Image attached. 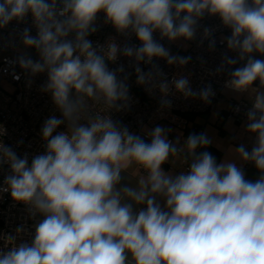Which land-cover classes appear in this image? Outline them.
<instances>
[{
    "label": "clouds",
    "instance_id": "1",
    "mask_svg": "<svg viewBox=\"0 0 264 264\" xmlns=\"http://www.w3.org/2000/svg\"><path fill=\"white\" fill-rule=\"evenodd\" d=\"M100 13L139 46H121L115 38L94 46L89 37L98 31ZM29 15L36 34L22 30L13 65L29 87L46 74L39 91L60 116L44 121V151L31 159L5 144L7 130L0 125V168L9 169L0 197L10 194L37 221L31 242L20 239L23 225L15 235L0 234V264H264V59L255 58L264 56V0H0V29ZM205 17H218L231 30L221 42L237 54L225 55L216 72L244 61L224 87L251 100L246 131L255 142L251 151L244 145L233 151L254 164L255 181L234 160L217 163L210 152L198 151L212 143L206 133L181 142L157 125L146 131V142L113 119L133 102L132 73L109 67L121 56L132 62L136 84L159 95V111L171 108L173 92L211 103L210 85L194 90L190 74L169 81L155 63L182 69L191 60L173 55L155 33L186 48L199 31L200 42L214 51L212 29L200 31ZM20 46L34 49L38 59ZM142 64L151 67L144 71ZM165 164L187 168L165 171Z\"/></svg>",
    "mask_w": 264,
    "mask_h": 264
},
{
    "label": "built area",
    "instance_id": "2",
    "mask_svg": "<svg viewBox=\"0 0 264 264\" xmlns=\"http://www.w3.org/2000/svg\"><path fill=\"white\" fill-rule=\"evenodd\" d=\"M98 31L89 37L95 45H103L110 38H115L117 43L123 46L125 43L139 46V41L135 36L124 37L118 35L110 24L104 23V15L100 13L96 21ZM204 27L212 29L213 37L216 41L214 51H209L208 41L200 42V32L194 41L188 42V46L183 47V42L178 41L169 43L166 39L160 40L159 33L154 34V38L169 48L173 55L190 56L191 60L184 68L169 66L164 60H156L155 63L167 75L168 80L176 74H190L189 79L194 90L210 85L215 91V96L210 104H205L199 99H185L182 95L173 92L169 97L172 101L170 109L163 112L159 111V95H149L142 86L135 82L134 67L129 58L121 56L116 64H110L112 69L124 66L126 73H132L128 80L129 91L132 97L131 109L127 112L113 113V119L119 120L126 125L132 132L140 134L148 141L145 134V126H153L162 121H168L178 126L180 129H186V119L183 114L186 113H205L214 109L217 101L222 99L221 89L225 81L229 79L230 71L237 68L244 61H238L231 68L225 67L224 71L217 73L216 69L221 65L222 58L227 55L235 58L236 53L227 49L225 43L221 42V37L231 35V30L224 27L218 17H205L200 21V31ZM24 28L31 29L32 35L36 34V29L32 24L31 17L21 24L15 21L10 23L6 29H0V125L7 130V135L3 138L5 144L11 146L18 155L29 153L32 155L44 151L43 141L40 136V130L44 121L55 115L60 116L59 111L52 103L51 97L39 91L40 85L46 80V74H41L33 78L31 87L27 85V78L18 66L13 65V61L18 55L14 51L19 43L20 33ZM11 44V46H9ZM33 59H38L34 49L28 53ZM144 71H148L150 65H141ZM19 77L16 79L15 77ZM251 102L232 101L227 112L229 117L236 120L244 119L247 121L246 113L251 108ZM248 122V121H247ZM62 125L57 131H63ZM169 139L171 137L169 136ZM172 140V139H171ZM23 144L18 146V142ZM255 138L250 140L253 145ZM250 162L244 166L246 169ZM171 165L168 169H172ZM187 165L183 170H186ZM243 169L244 173L245 170ZM7 166L0 168V184L8 174ZM40 217H37L39 220ZM36 220L28 218L26 207L23 204L13 202L10 194L5 193L0 197V234L11 233L15 235V229L23 225L24 233L20 239L31 242L34 235L33 225ZM2 246V245H0Z\"/></svg>",
    "mask_w": 264,
    "mask_h": 264
},
{
    "label": "crops",
    "instance_id": "3",
    "mask_svg": "<svg viewBox=\"0 0 264 264\" xmlns=\"http://www.w3.org/2000/svg\"><path fill=\"white\" fill-rule=\"evenodd\" d=\"M255 58L264 59V56L255 54ZM243 64L244 62L241 63L238 67H242ZM254 86L259 87V81H256L254 83ZM221 97L222 99L217 101L214 109L205 115L207 118L205 119L204 124L203 122H197V117L192 115L190 119L193 125L191 127H188L189 121L186 120V129H182L183 132L172 131L173 134L169 133V136L173 137L172 135H174V140L177 137H180L181 142H183V140L186 139L190 133H206L211 139L212 143L207 149H201L198 151L206 150L210 152L216 158L217 163L223 162L226 159L234 160L238 166H241L244 169L246 162H242L241 160H239L233 149L240 145H244L246 150L251 151L253 145L250 144V140L255 138V135L246 131V125L248 123L247 121H245L244 119H232V117H229L227 115V112L232 101L251 102V100L249 99L248 93H244L242 95L237 94L225 89V87H222L221 89ZM169 165L171 164H165L163 166L165 171L179 172L183 170L180 167H176L175 169H168ZM244 170L246 179L255 181L259 177V172L253 163L249 164V166ZM122 183H128V181L125 180L122 181ZM132 185L135 186V181H132ZM161 203L163 202L161 201Z\"/></svg>",
    "mask_w": 264,
    "mask_h": 264
},
{
    "label": "rangeland",
    "instance_id": "4",
    "mask_svg": "<svg viewBox=\"0 0 264 264\" xmlns=\"http://www.w3.org/2000/svg\"><path fill=\"white\" fill-rule=\"evenodd\" d=\"M18 45H19V43H18ZM20 50L21 51H27L28 53H31L32 52V49H27V50H25V49H23L22 48V46H20ZM2 52H0V57L2 56ZM206 114H208V112H205V113H202V114H197V113H186V114H183V117L187 120V121H189V123H188V127H191L192 125H193V123H192V121H191V116L192 115H194V116H196L197 118H196V121L197 122H199V123H202L203 122V124H204V121H205V119L207 118L205 115ZM232 119H234L233 117H232ZM157 125H160V126H164V127H166V128H170V129H172V131H180V132H183V130L182 129H180L178 126H176V125H174V124H171V123H169V122H166V121H162V122H160V123H157V124H155V125H153V126H145L144 127V130H150V129H152V128H154V127H156ZM170 132V133H172L173 134V132ZM173 137H171V139L172 140H174V135H172Z\"/></svg>",
    "mask_w": 264,
    "mask_h": 264
}]
</instances>
